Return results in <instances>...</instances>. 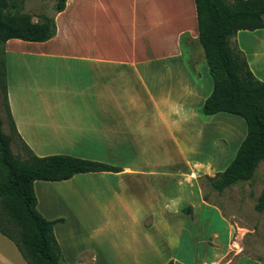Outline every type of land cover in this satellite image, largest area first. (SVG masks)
Instances as JSON below:
<instances>
[{"label": "crops", "instance_id": "1", "mask_svg": "<svg viewBox=\"0 0 264 264\" xmlns=\"http://www.w3.org/2000/svg\"><path fill=\"white\" fill-rule=\"evenodd\" d=\"M54 25L48 41L4 43L14 126L6 134L37 157L66 155L120 169L33 183L36 211L62 219L52 227L62 263L199 264L183 235L199 225L212 232L218 214L202 201L194 173L223 170L233 155L224 161L217 154L226 149L219 137L232 153L245 132L226 119L230 114L200 113L212 84L193 0H66ZM243 32L233 41L264 82L260 56L239 39ZM195 44L197 60L186 46ZM204 151L216 153L208 160ZM187 203L193 224L181 213ZM0 264H26L1 233Z\"/></svg>", "mask_w": 264, "mask_h": 264}, {"label": "trees", "instance_id": "2", "mask_svg": "<svg viewBox=\"0 0 264 264\" xmlns=\"http://www.w3.org/2000/svg\"><path fill=\"white\" fill-rule=\"evenodd\" d=\"M52 16L32 22L29 15L9 13L15 0H0V95L9 132H14L5 87L4 43L9 39L42 43L55 35L54 15L66 0H53ZM197 43L211 79V91L200 113H226L240 118L245 135L232 160L220 172L206 177L220 192L238 182L248 181L264 161V82L249 70L243 54L229 39L239 31L264 29V0H193ZM183 38L180 39V42ZM12 136L2 129L0 118V233L9 239L26 264H64L52 227L62 219L46 220L35 209V181H65L76 174L120 171L117 167L66 155L35 156L24 144L11 149ZM264 210V189L255 204Z\"/></svg>", "mask_w": 264, "mask_h": 264}, {"label": "rangeland", "instance_id": "3", "mask_svg": "<svg viewBox=\"0 0 264 264\" xmlns=\"http://www.w3.org/2000/svg\"><path fill=\"white\" fill-rule=\"evenodd\" d=\"M225 1L229 4L232 2V0ZM53 3V0H15V8L13 10L10 9L9 13L29 15L32 22H40L41 16H52ZM243 33L239 39L246 42L250 46L251 51H255L260 56L257 61L260 68L264 70V32L260 30L254 32L244 31ZM229 44L231 47L236 46L233 37L229 39ZM186 46H190L193 58L197 60V44ZM10 82H12V75L10 76ZM0 118H3L1 95ZM202 118L208 117L202 116ZM226 119H233L242 124L245 132L244 123L240 118L226 115ZM226 119L223 125L224 129H227L230 125ZM2 129L4 133H8V127L5 122ZM219 139L223 144L222 147L226 149H223L224 151L217 150V154H223L222 159L228 161L231 154L234 156L236 148H234L235 150L232 153L227 152L228 146L226 142L222 137H219ZM19 146L13 138L11 149L14 154L22 153L20 150L17 151V147L20 148ZM215 153L204 151L202 155L204 159H208V157H213ZM220 171H222V167H206L194 173L196 180L195 182L193 181V184L198 188L202 201L207 208L214 210L218 214V218L216 217L217 222L213 223L214 229H212V232L208 229L205 230L207 227L203 228L199 225L195 229L197 232H186L183 235V239L187 243V250L193 255L195 262L199 264H264V210L262 212L255 210L257 198L264 189V161H260L257 164L252 177L248 181L238 182L217 192L210 187L206 177H212L210 175ZM35 190V194L38 193L39 187L36 186ZM191 194L194 196L192 191ZM191 194H188V198L192 196ZM39 199H41L40 196ZM180 209L181 213L188 218L190 224H193L194 215L191 205L188 203L183 204ZM204 209L202 208L201 216L205 214L206 210ZM204 218L209 219L208 216H204ZM212 219L213 221L215 220V215H213Z\"/></svg>", "mask_w": 264, "mask_h": 264}]
</instances>
